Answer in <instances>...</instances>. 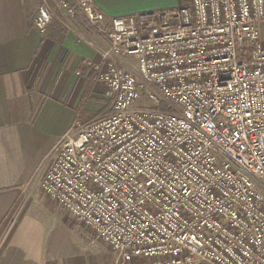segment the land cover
I'll use <instances>...</instances> for the list:
<instances>
[{
    "label": "built area",
    "instance_id": "2783aa9c",
    "mask_svg": "<svg viewBox=\"0 0 264 264\" xmlns=\"http://www.w3.org/2000/svg\"><path fill=\"white\" fill-rule=\"evenodd\" d=\"M56 1L105 35L89 72L111 103L54 144L43 194L114 264H264V0L118 17Z\"/></svg>",
    "mask_w": 264,
    "mask_h": 264
},
{
    "label": "crops",
    "instance_id": "0c3cea01",
    "mask_svg": "<svg viewBox=\"0 0 264 264\" xmlns=\"http://www.w3.org/2000/svg\"><path fill=\"white\" fill-rule=\"evenodd\" d=\"M54 1L48 2L57 8L58 25L42 35L32 24L40 0H0V224L11 213L0 235V264H112L116 255L107 245L37 190L46 156L80 108L83 118L107 100L98 88L88 89L89 64L97 62V50L107 40L79 39L62 22L60 16L69 17ZM92 2L109 17L153 12L166 4ZM172 2L168 7L177 5Z\"/></svg>",
    "mask_w": 264,
    "mask_h": 264
},
{
    "label": "rangeland",
    "instance_id": "374dc122",
    "mask_svg": "<svg viewBox=\"0 0 264 264\" xmlns=\"http://www.w3.org/2000/svg\"><path fill=\"white\" fill-rule=\"evenodd\" d=\"M49 0H40V2L38 3V7L41 5V4H46L47 5V7H49V9L51 10V15H52V18H51V21H50V23L48 24V26L52 23V20H55L56 21V18H57V14H56V10H57V8L55 7V8H52L51 7V5H50V3L48 2ZM54 3H55V1L54 0H52ZM173 0H166V4L165 5H161V4H158L157 5V7H155V9H153V10H155V11H163V12H171V11H173L174 9H176L178 6H181V5H184V4H187L188 3V0H184L185 2L183 3V0H177V5H175V6H170V7H168V5L167 4H171V2H172ZM58 3V2H57ZM173 3V2H172ZM183 3V4H182ZM59 4V3H58ZM55 5H56V3H55ZM60 5V4H59ZM38 7H37V9H38ZM61 7V6H60ZM61 9L62 10H64L65 11V13H67V11L65 10V9H63L62 7H61ZM81 13L80 11H77V15L79 14V13ZM144 13H148V12H145V11H143L142 13L141 12H138V14H144ZM35 14H37V10H36V13ZM34 14V17H33V21H32V24H33V28H34V19H35V15ZM68 15V17H69V19L65 16V18H66V20H64L63 18H62V16H60V18H61V20H63L62 22L66 25V27H68V28H70V29H73L74 31H76V34H78L79 36V39H81V40H83L84 38H89V37H95V36H99L100 38H104L105 37V35L104 34H102L101 32H99L97 29H96V27H94V26H91V24H89L88 23V21H86L87 23H88V26H91V28H93V30H94V32H90V31H87L83 26H82V24H80L79 22H77V21H74L73 20V17H71V16H69V14H67ZM84 16V15H83ZM56 23H58V21H56ZM48 26H46V31L45 32H43V33H41L42 35H45L46 33H47V30H48ZM36 29V28H35ZM37 30V29H36ZM259 32L261 33V37H262V39H263V41H264V22L263 23H261L260 25H259ZM38 31V30H37ZM39 32V31H38ZM40 33V32H39ZM93 34H95L94 36H93ZM105 39V38H104ZM106 40V39H105ZM102 49H99V50H97V53H98V59L96 60L97 62H98V60H99V58H100V54H101V51ZM88 83H89V86H90V88H88L89 90H91L93 87L94 88H98V91H100L103 95H104V97L107 99L106 100V103H103L104 105L102 106V108H100V109H98L97 111H91V113H86L85 114V116L86 117H83L82 118V114H83V110H82V108H80V110H79V112L76 114V119H75V121H74V124L72 125V127H71V129H73V131H74V129H77V128H79L81 125H83V124H85V123H87L88 121H90V120H92V119H94L95 117H100L101 115H105V114H107L108 112H109V110H110V103H111V100H110V95H108L107 94V89H106V87L103 85V84H101V83H99V82H96V81H88ZM138 103L139 104H144V100H141V101H138ZM137 103V104H138ZM88 114V115H87ZM70 129V130H71ZM38 187V192L41 194V195H43V198H45V196H44V194H43V192L41 191V189L39 188V186H37ZM261 190H263V193H264V188H262ZM46 199V198H45ZM58 210H62L61 208L59 209V208H57ZM109 249V248H108ZM107 249V252H111V253H113V251L111 250V249H109L108 250ZM87 257H90L91 256V252H89V251H85V252H83ZM113 254H115V253H113ZM114 260H116V256H115V259ZM113 260V263L112 264H114L115 263V261Z\"/></svg>",
    "mask_w": 264,
    "mask_h": 264
},
{
    "label": "trees",
    "instance_id": "16d2710c",
    "mask_svg": "<svg viewBox=\"0 0 264 264\" xmlns=\"http://www.w3.org/2000/svg\"><path fill=\"white\" fill-rule=\"evenodd\" d=\"M69 1V7H75L76 3L73 0H68ZM49 2H51V0H49ZM51 5V4H50ZM79 13V12H78ZM74 21L79 22L80 24H82V26L87 30V31H92L94 32L93 28H91V26H88V23L86 22L87 20L85 19V17L83 16L82 13H79L76 17H74ZM57 27L58 23H56L55 20H52V23L49 26H55ZM48 26V27H49ZM62 32V31H61ZM80 66V65H79ZM11 217V213H9V215L6 217V219L2 222V224H0V235L5 227V225L7 224L9 218ZM4 244L2 245V247L0 248V251L3 249ZM1 253V252H0Z\"/></svg>",
    "mask_w": 264,
    "mask_h": 264
}]
</instances>
